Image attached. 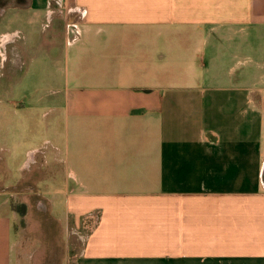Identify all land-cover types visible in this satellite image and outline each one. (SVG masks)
Returning <instances> with one entry per match:
<instances>
[{"label": "crops", "instance_id": "1", "mask_svg": "<svg viewBox=\"0 0 264 264\" xmlns=\"http://www.w3.org/2000/svg\"><path fill=\"white\" fill-rule=\"evenodd\" d=\"M22 4L69 19L64 119L25 123L55 137L77 264H264V0Z\"/></svg>", "mask_w": 264, "mask_h": 264}, {"label": "rangeland", "instance_id": "2", "mask_svg": "<svg viewBox=\"0 0 264 264\" xmlns=\"http://www.w3.org/2000/svg\"><path fill=\"white\" fill-rule=\"evenodd\" d=\"M24 2L0 0V199L10 196L20 214L14 264H77L85 233L66 221L65 173L60 170L54 179L37 163L53 153L55 137L25 123L64 119L61 89L70 80L65 69L72 43L69 19L36 12ZM23 190L33 193L28 203Z\"/></svg>", "mask_w": 264, "mask_h": 264}]
</instances>
